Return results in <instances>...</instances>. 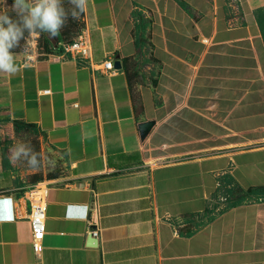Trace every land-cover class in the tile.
Segmentation results:
<instances>
[{
    "label": "crops",
    "instance_id": "0c3cea01",
    "mask_svg": "<svg viewBox=\"0 0 264 264\" xmlns=\"http://www.w3.org/2000/svg\"><path fill=\"white\" fill-rule=\"evenodd\" d=\"M263 8L89 0L88 58H64L58 46L37 57L11 50L21 71L0 74V195L15 198V220L0 224V264H264V201L230 207L191 235L196 221L185 220L226 174L245 190L264 186ZM104 60L120 68L102 73ZM24 130L60 171L10 164ZM36 185L46 201L40 254L28 218ZM76 204L88 205L86 221L67 219Z\"/></svg>",
    "mask_w": 264,
    "mask_h": 264
},
{
    "label": "clouds",
    "instance_id": "9594fccd",
    "mask_svg": "<svg viewBox=\"0 0 264 264\" xmlns=\"http://www.w3.org/2000/svg\"><path fill=\"white\" fill-rule=\"evenodd\" d=\"M74 7L71 16L79 19L85 13L89 0H69ZM18 19L14 20L8 11H0V74L8 77L15 76L21 71L16 62L17 55L11 50L19 46L24 38L25 31L29 37L38 38L41 32L58 36L60 29L65 25L69 13L63 7V0H14L12 6ZM92 131H82V139H91ZM11 165H26L33 171H39L47 165L50 170H55L57 161L41 157L33 151L29 143L18 140L10 148L8 157ZM89 208L86 204L69 205L66 217L74 221H86ZM15 220V198L0 195V224L12 223Z\"/></svg>",
    "mask_w": 264,
    "mask_h": 264
},
{
    "label": "rangeland",
    "instance_id": "374dc122",
    "mask_svg": "<svg viewBox=\"0 0 264 264\" xmlns=\"http://www.w3.org/2000/svg\"><path fill=\"white\" fill-rule=\"evenodd\" d=\"M14 4V0H3V2L0 5V11H8V14L10 17L14 20L18 19L16 13L12 11V6ZM63 7L65 10L69 13L68 18L66 20L65 25L60 29V33L58 36H51L50 34L46 32H41L39 37H29V34L27 31L24 33V38L21 39L19 42V46L12 49L14 51H20L25 52L28 55L37 57L42 56L47 53L52 52L53 46H58L57 43V37L59 38V43H69L72 41L77 35L81 34L83 31V15L81 13L79 19H75L71 16V9L74 7L70 4L69 0H63ZM18 140L29 143L33 149V151L39 153L41 157L45 158H51L57 161V165L55 170H52L53 172L60 171L61 161L60 159L55 156L52 153H47L42 150L39 142L36 139V136L34 133L30 130H24L20 133H18L16 137L15 144L18 142ZM14 144V145H15ZM20 170L28 168L26 165H17ZM46 176H49L46 174Z\"/></svg>",
    "mask_w": 264,
    "mask_h": 264
},
{
    "label": "built area",
    "instance_id": "2783aa9c",
    "mask_svg": "<svg viewBox=\"0 0 264 264\" xmlns=\"http://www.w3.org/2000/svg\"><path fill=\"white\" fill-rule=\"evenodd\" d=\"M238 16L239 13L237 8L229 3V24L231 26L237 22ZM58 50L60 55L64 58L86 59L91 52V46L89 40L83 34H79L69 43H59ZM96 66L100 72L106 74L115 73L117 71L111 60H104L97 63ZM45 93H48V91H45ZM30 192L32 193L31 196H33V201L31 202L28 213L31 230V245L35 254H40L42 251V239L45 232V189L42 185H36ZM91 233L93 236H97L96 231Z\"/></svg>",
    "mask_w": 264,
    "mask_h": 264
},
{
    "label": "trees",
    "instance_id": "16d2710c",
    "mask_svg": "<svg viewBox=\"0 0 264 264\" xmlns=\"http://www.w3.org/2000/svg\"><path fill=\"white\" fill-rule=\"evenodd\" d=\"M257 23L264 42V8L259 11ZM136 42L137 46L149 48V44L145 39L144 41L139 40V42L137 39ZM56 44H59L58 37ZM54 48H57V46H53L52 49ZM258 201H264V186L251 187L245 190L236 183L231 175L226 174L221 183L217 185L215 192L207 200L205 210L202 213L190 214L185 218L186 221H196L193 229H190L187 234L191 235L194 229L212 221L217 215L230 207Z\"/></svg>",
    "mask_w": 264,
    "mask_h": 264
},
{
    "label": "water",
    "instance_id": "95a60500",
    "mask_svg": "<svg viewBox=\"0 0 264 264\" xmlns=\"http://www.w3.org/2000/svg\"><path fill=\"white\" fill-rule=\"evenodd\" d=\"M114 67H115V69H119L120 68V64H119L118 61L114 62ZM153 125H154V122L153 121L143 122V123L139 124V133H140L141 139H144L145 138V136L151 130V128L153 127ZM92 229H95V228L92 227ZM93 238L94 237L92 236V239ZM89 243L91 244V243H93V241L90 240Z\"/></svg>",
    "mask_w": 264,
    "mask_h": 264
}]
</instances>
